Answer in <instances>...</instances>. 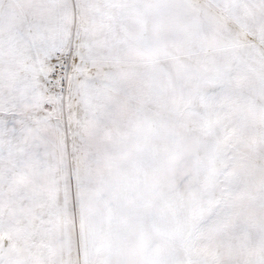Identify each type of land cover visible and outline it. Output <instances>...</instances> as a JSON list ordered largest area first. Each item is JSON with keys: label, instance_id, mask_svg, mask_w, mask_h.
<instances>
[{"label": "snow or ice", "instance_id": "6c2138e0", "mask_svg": "<svg viewBox=\"0 0 264 264\" xmlns=\"http://www.w3.org/2000/svg\"><path fill=\"white\" fill-rule=\"evenodd\" d=\"M0 264H264V0H0Z\"/></svg>", "mask_w": 264, "mask_h": 264}]
</instances>
